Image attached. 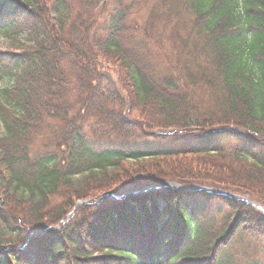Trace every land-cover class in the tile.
<instances>
[{"label":"trees","instance_id":"16d2710c","mask_svg":"<svg viewBox=\"0 0 264 264\" xmlns=\"http://www.w3.org/2000/svg\"><path fill=\"white\" fill-rule=\"evenodd\" d=\"M148 3L0 0V264H264V0Z\"/></svg>","mask_w":264,"mask_h":264},{"label":"rangeland","instance_id":"374dc122","mask_svg":"<svg viewBox=\"0 0 264 264\" xmlns=\"http://www.w3.org/2000/svg\"><path fill=\"white\" fill-rule=\"evenodd\" d=\"M155 3H156V0H154V2H153V0H149L148 9H144L142 11L144 17L147 18V15L149 13V8L151 6L153 7L155 5ZM180 22L182 24H186L187 23V18L182 16L180 18ZM20 48H21V44L19 43V41H16L15 39H11V38H6L4 36H0V50L1 51L6 52V53L13 52V51L18 52V51H20L19 50ZM113 75H114V77H116V74H113ZM0 86L1 87L5 86V83L0 81ZM133 118L138 119V117H136V116H134ZM231 128H234V127H231ZM175 130H177V129L173 128V129L166 130L164 132V134L175 135L177 137L189 136V139H193V140H195L194 137L197 138V137H200L202 135V133L199 130H194V129L183 130V131L182 130L181 131H175ZM205 188H209V187H205ZM138 189L139 188L130 186V187L125 188L124 190H121L120 194H125V193H128V192L129 193L130 192L135 193V192L139 191ZM209 189H213V188H209ZM220 191L225 192V193H230L229 191H224L222 189ZM230 194H232V193H230ZM103 195L104 194H96V197H94L93 199L100 198Z\"/></svg>","mask_w":264,"mask_h":264},{"label":"water","instance_id":"95a60500","mask_svg":"<svg viewBox=\"0 0 264 264\" xmlns=\"http://www.w3.org/2000/svg\"><path fill=\"white\" fill-rule=\"evenodd\" d=\"M172 186H176V184H168L165 187H172ZM176 187L180 188L181 190H184L186 193H195V192H200V191L211 192L210 190L204 189V188H195V187L188 188V187H179V186H176ZM214 193L221 194L219 192H214ZM243 201L246 202V200H243ZM252 205L255 206L254 204ZM260 209L262 210V212H264L263 208H260Z\"/></svg>","mask_w":264,"mask_h":264}]
</instances>
